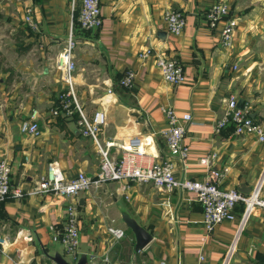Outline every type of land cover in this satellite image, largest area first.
<instances>
[{
    "label": "crops",
    "instance_id": "1",
    "mask_svg": "<svg viewBox=\"0 0 264 264\" xmlns=\"http://www.w3.org/2000/svg\"><path fill=\"white\" fill-rule=\"evenodd\" d=\"M221 1L237 18L229 47L220 41L222 21L210 28L204 17L207 6ZM99 3L101 25L74 29V93L85 110L92 106L106 111L100 141L113 139L129 146L130 136H137L139 149L151 160L166 159L168 151L159 129L166 123L161 106L170 105L178 115L191 114L183 138L187 155L184 160L171 158L176 177L207 179L209 168L199 159L216 151L211 169H227L221 187L249 193L264 168V135L236 134L231 122L219 132L214 128L224 115L226 98L234 94L238 106L247 109L264 130V0ZM28 7L39 24L38 32L25 28L23 16ZM167 9L185 16L177 35L166 29L163 13ZM75 12L70 0H0V17L8 21L13 54L8 63L0 61V159L11 167L12 189L21 192L19 197L11 193L0 202V264H13L16 259L24 264H54L43 250L61 251L51 240V227L63 225L69 199L31 189L50 161H56L68 177L79 171L92 175L100 164L96 145L78 131L77 114L51 112L58 93L67 89L55 59ZM146 45L181 59L186 80L178 84L165 81L153 57L138 56ZM3 50L0 42V54ZM127 69L136 73L128 88L119 84ZM34 108L39 132L22 133L20 120ZM110 153L118 156L115 146ZM74 202L80 221L79 252L87 257L108 250L114 264H264L261 211L255 208L241 224V202L233 208V219L223 220L210 234L204 228L201 204L188 191L165 192L150 183L108 181L80 193ZM124 214L152 235L139 251L134 250V235L122 220ZM109 225L128 228L131 234L109 245Z\"/></svg>",
    "mask_w": 264,
    "mask_h": 264
},
{
    "label": "built area",
    "instance_id": "2",
    "mask_svg": "<svg viewBox=\"0 0 264 264\" xmlns=\"http://www.w3.org/2000/svg\"><path fill=\"white\" fill-rule=\"evenodd\" d=\"M70 5L76 11V21L82 29L91 30L99 27L102 23L99 0H70ZM74 17V16H73ZM166 29L173 35L179 34L185 25V16L181 11L167 9L163 13ZM204 17L210 28L220 25V41L224 47L233 43L237 18L230 14L229 6L225 2H213L204 11ZM24 22L34 31H39V24L34 18L31 8H26L23 16ZM75 37L73 31V19L70 22L65 43L57 53L55 62L60 72V77L66 82V91H61L55 98L51 108L53 115L60 112L73 115L77 112L76 124L79 133L88 137L97 147L100 158L98 170L88 175L79 171L74 176L68 177L61 170L56 161H50L46 167V173L35 182L31 191L33 193H51L55 196L68 198L65 209L64 223L61 227H51V240L59 244L64 257L75 262L79 252V217L74 199L82 192H88L93 188H99L108 181H125L133 183H150L158 190L173 192L174 190L188 191L194 194L195 199L202 206L203 224L207 234H210L215 226L223 220L233 219V208L238 203L243 204L242 222L251 214L252 210L258 208L264 221V197L261 190L264 180V168L260 178L257 180L249 193H243L236 188L221 187L220 181L227 171L211 169L213 161L217 158V152L212 151L205 157L199 159V163L209 168L208 178L205 180L191 179L187 177L178 178L174 173L172 157L184 160L188 146L183 138L186 123L191 120L189 112L178 115L170 105H162L161 111L165 117V125L159 129L164 145L168 151V157L164 160H151L148 153L138 148L139 138L130 136L129 146L124 142L117 143L113 139L100 141L99 134L107 122V113L103 108H95L88 113L78 102L74 93V71L76 61L74 59L73 47ZM142 59L154 58V63L159 69L161 76L172 84L182 83L186 80V73L181 59L167 55L163 52L153 51L150 45H146L138 52ZM237 67L236 64L233 65ZM135 71L127 69L119 79L123 87H131L135 81ZM38 110L34 108L29 117L23 118L19 123V130L26 134H37L39 132ZM228 122H231L236 134H253L259 138L264 135L261 124L254 121L248 110L238 106L237 97L230 94L226 98L224 115L215 123V132ZM115 146L118 156L112 157L110 147ZM11 167L9 163L0 159V202L12 193L16 197L21 192L13 190L10 181ZM109 245L123 239L126 230L123 227L109 225L106 228ZM235 240L229 246L226 258L234 246ZM203 260V256H200ZM228 260V259H227ZM89 264H114L108 254V250L100 256L90 255ZM13 264H24L22 260L16 259ZM126 264H133L132 262Z\"/></svg>",
    "mask_w": 264,
    "mask_h": 264
},
{
    "label": "water",
    "instance_id": "3",
    "mask_svg": "<svg viewBox=\"0 0 264 264\" xmlns=\"http://www.w3.org/2000/svg\"><path fill=\"white\" fill-rule=\"evenodd\" d=\"M122 220L134 235V250L143 249L151 241L152 235L129 215L124 214ZM43 254L54 264H89L88 257L84 253L79 254L75 262L68 261L59 249L50 253L43 250Z\"/></svg>",
    "mask_w": 264,
    "mask_h": 264
},
{
    "label": "rangeland",
    "instance_id": "4",
    "mask_svg": "<svg viewBox=\"0 0 264 264\" xmlns=\"http://www.w3.org/2000/svg\"><path fill=\"white\" fill-rule=\"evenodd\" d=\"M0 24H1V26H0V42H1V44L3 46V49H4L3 52H1L3 54H0V61H3L4 63L5 62L8 63L7 61H9L11 55H13V54H10L11 49H10V43H9V41H11L12 39H10L11 35H10L9 31L6 28L8 26V21H6L5 17H0ZM66 38H67V35H66L65 39ZM64 43H65V40H64ZM75 47H76V41H75V45H74V47L72 49L73 52L75 50ZM35 51H36V48L34 49V52ZM34 52L31 53V54H34ZM74 59H75V55H74ZM76 68H77V63H76ZM59 74H60V72H59ZM64 91H66V90H64ZM92 110H93V107L91 106V109L88 110V111L86 110V111L88 113H91ZM125 230H127V231H126V235H125L124 239H127L128 238V234H131V232H130V230L128 228H126Z\"/></svg>",
    "mask_w": 264,
    "mask_h": 264
},
{
    "label": "trees",
    "instance_id": "5",
    "mask_svg": "<svg viewBox=\"0 0 264 264\" xmlns=\"http://www.w3.org/2000/svg\"><path fill=\"white\" fill-rule=\"evenodd\" d=\"M77 27L81 28V27L79 26L78 22L76 21V12H75V13H74V17H73V31H74V29L77 28ZM25 28H26L30 33H31V32H34V31H33V30H32L27 24H25ZM81 29H82V28H81ZM20 30L22 31V33L24 32V29H20ZM85 30H86V29H85ZM22 33H21V34H22ZM19 37H20V35H17V36H16L17 41H20V40H21V39L19 40ZM75 114H77V112H75L74 115H75Z\"/></svg>",
    "mask_w": 264,
    "mask_h": 264
},
{
    "label": "bare ground",
    "instance_id": "6",
    "mask_svg": "<svg viewBox=\"0 0 264 264\" xmlns=\"http://www.w3.org/2000/svg\"><path fill=\"white\" fill-rule=\"evenodd\" d=\"M74 79H75V76H74ZM74 82H75V80H74ZM139 143H140V141H138V143H137V145H138V148H139ZM130 145V144H129ZM141 150V149H140ZM143 151V150H142Z\"/></svg>",
    "mask_w": 264,
    "mask_h": 264
}]
</instances>
